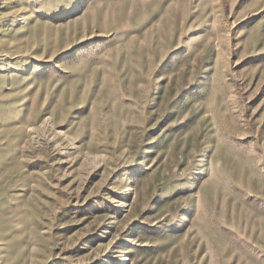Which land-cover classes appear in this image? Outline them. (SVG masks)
<instances>
[{
    "label": "rangeland",
    "instance_id": "obj_1",
    "mask_svg": "<svg viewBox=\"0 0 264 264\" xmlns=\"http://www.w3.org/2000/svg\"><path fill=\"white\" fill-rule=\"evenodd\" d=\"M0 264H264V0H0Z\"/></svg>",
    "mask_w": 264,
    "mask_h": 264
}]
</instances>
